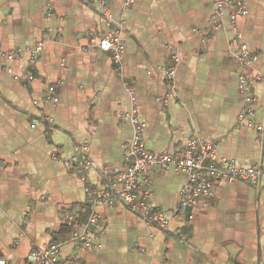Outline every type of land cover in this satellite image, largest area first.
I'll return each instance as SVG.
<instances>
[{"label": "crops", "instance_id": "crops-1", "mask_svg": "<svg viewBox=\"0 0 264 264\" xmlns=\"http://www.w3.org/2000/svg\"><path fill=\"white\" fill-rule=\"evenodd\" d=\"M124 1L0 0V49L42 44L34 62L0 57V258L30 264L34 250L70 240L69 216L86 222L95 211L99 248L67 243L56 264L73 256L83 264H264V185L219 181L212 197L177 212L186 178L156 170L151 203L176 212L167 230L87 194L107 185L105 171L125 170L134 129L123 116L133 108L151 153L176 154L199 138L215 143L221 160L264 167V0H238L247 10L238 19L243 43L257 57L249 67L256 114L244 121L234 9L219 12L217 0ZM101 2L122 24L120 64L92 42L111 30ZM83 145L88 172L59 161L82 157L75 147Z\"/></svg>", "mask_w": 264, "mask_h": 264}, {"label": "built area", "instance_id": "built-area-1", "mask_svg": "<svg viewBox=\"0 0 264 264\" xmlns=\"http://www.w3.org/2000/svg\"><path fill=\"white\" fill-rule=\"evenodd\" d=\"M124 2L126 6H129L133 0ZM101 5L105 8L106 2H101ZM216 5L219 12H223L228 7L234 9L230 21L236 36L235 44L238 45L236 57L240 64L239 87L243 99L239 120L252 119L256 114L257 98L253 92L254 81L249 75V67L257 57L243 43V34L238 28V19L245 16L247 10L243 2L238 0H217ZM103 14L111 26V30L99 40L93 39L92 42L102 51L111 53L113 61L120 64L125 53V45L119 38L122 24L115 20L109 9L105 8ZM41 49L42 44L24 52H4L0 49V57L14 61L29 54L34 62ZM173 59V63L166 71L167 80L171 82V85L176 76V65L179 62L178 56L175 55ZM129 91L133 94L132 88H129ZM48 101L53 103L59 101L55 95V88L49 89ZM123 120L130 122L134 129L133 138L124 149L126 168L122 173L115 175L105 171L107 185L99 190L87 189V194L93 199L95 205L124 204L140 215L145 222L153 224L160 230H167L176 212L171 216V213L156 210L151 203L152 174L156 170L173 171L183 174L186 178L181 204L177 212H186L199 200L212 197L214 185L219 181L242 182L256 188L264 185V167L241 168L232 160H221L217 155L216 144L210 141L193 138L176 154L151 153L146 150L143 144L146 126L139 120L136 109L133 108L125 114ZM258 129L264 132L263 126H259ZM75 150L77 153L83 152L85 155L82 157L75 155L69 160L59 159V161H64L66 165H72L83 172H88L90 170V162L87 158L88 147L77 146ZM66 224L72 228L70 240L52 243L47 248L34 250L29 258L30 264H56L59 261L62 247L67 243L78 245L84 249L99 248V238L103 232L100 214L92 212L86 222H80L76 217L69 216ZM0 264H8V262L0 258ZM65 264H83V261L77 256H73Z\"/></svg>", "mask_w": 264, "mask_h": 264}, {"label": "trees", "instance_id": "trees-1", "mask_svg": "<svg viewBox=\"0 0 264 264\" xmlns=\"http://www.w3.org/2000/svg\"><path fill=\"white\" fill-rule=\"evenodd\" d=\"M66 226L68 227V225L66 224ZM69 232H70V236L72 235V229L70 227H68Z\"/></svg>", "mask_w": 264, "mask_h": 264}]
</instances>
